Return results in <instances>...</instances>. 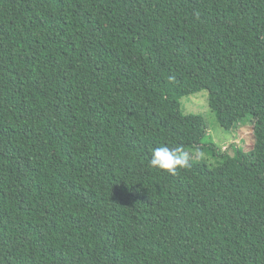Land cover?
<instances>
[{
	"label": "trees",
	"instance_id": "1",
	"mask_svg": "<svg viewBox=\"0 0 264 264\" xmlns=\"http://www.w3.org/2000/svg\"><path fill=\"white\" fill-rule=\"evenodd\" d=\"M0 264H264V0H0Z\"/></svg>",
	"mask_w": 264,
	"mask_h": 264
},
{
	"label": "rangeland",
	"instance_id": "2",
	"mask_svg": "<svg viewBox=\"0 0 264 264\" xmlns=\"http://www.w3.org/2000/svg\"><path fill=\"white\" fill-rule=\"evenodd\" d=\"M207 95V90L203 89L199 92L183 96L181 98L182 110L184 112H199L204 116L208 128L206 139L212 140L221 152L232 154L235 147H239L245 153L251 151L253 123L250 116L245 115L230 127H222L217 122L215 113L207 104Z\"/></svg>",
	"mask_w": 264,
	"mask_h": 264
},
{
	"label": "clouds",
	"instance_id": "3",
	"mask_svg": "<svg viewBox=\"0 0 264 264\" xmlns=\"http://www.w3.org/2000/svg\"><path fill=\"white\" fill-rule=\"evenodd\" d=\"M150 165L154 168L174 174L179 168L189 167L188 157L182 149L169 148L167 146L153 149Z\"/></svg>",
	"mask_w": 264,
	"mask_h": 264
}]
</instances>
